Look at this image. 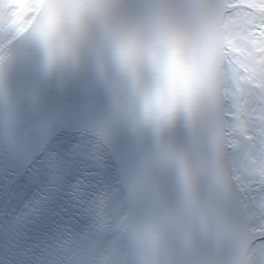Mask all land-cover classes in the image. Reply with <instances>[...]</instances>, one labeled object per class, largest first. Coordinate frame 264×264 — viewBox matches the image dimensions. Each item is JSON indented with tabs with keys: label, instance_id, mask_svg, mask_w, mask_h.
<instances>
[{
	"label": "bare ground",
	"instance_id": "bare-ground-1",
	"mask_svg": "<svg viewBox=\"0 0 264 264\" xmlns=\"http://www.w3.org/2000/svg\"><path fill=\"white\" fill-rule=\"evenodd\" d=\"M205 1L211 7L194 6L191 27L202 21L201 32L217 59L224 56L226 43L238 49L233 65L215 63L224 85L214 87L232 93L235 85L238 92L233 101L228 98L220 106L232 119L217 118L196 106L200 112L188 119L196 131L190 133L138 115L137 104L142 105L146 88L143 79L134 82L114 56L86 47L85 29L66 33V55L47 63V50L30 49L32 45L24 49L30 33L0 23V43L8 47L0 59L4 82L0 80V264H177L182 253L197 264H264V245L253 244L264 235V176L254 172V167H264V159L250 149L255 115L253 102L243 96H253L264 113V88L257 86L264 78V53L257 56L258 62L251 56L264 48V40L256 41L249 31L254 17L242 11L226 16L228 0ZM112 2L110 19L120 24L133 17L127 10L146 13L151 0ZM46 18L47 11L38 33L29 39L39 49L48 48L42 35ZM101 19L91 25V35L103 47L110 44L106 40L115 28ZM183 22L184 18L170 17L168 25L178 30L187 49L189 29L176 25ZM250 70L252 75L243 78ZM211 79H218L217 74ZM18 81L33 87L32 97ZM201 96L207 95H196ZM182 115L185 112L175 113L169 121L178 123ZM119 125L123 135L113 131ZM161 132L170 140L156 136ZM218 149L225 152L226 174L234 172L224 180L217 170ZM158 162L164 163L170 186L155 183L159 176L152 171ZM196 166L199 173L186 174ZM83 167L87 173L78 175ZM205 175L215 181L205 184ZM143 177L150 188L140 193V184L135 183ZM226 184L235 185L232 199ZM232 200L239 202L236 222L228 214ZM252 217L256 223L250 222ZM176 219L189 220V230ZM206 234L207 243L212 239L220 246L217 251L199 243Z\"/></svg>",
	"mask_w": 264,
	"mask_h": 264
},
{
	"label": "snow or ice",
	"instance_id": "snow-or-ice-1",
	"mask_svg": "<svg viewBox=\"0 0 264 264\" xmlns=\"http://www.w3.org/2000/svg\"><path fill=\"white\" fill-rule=\"evenodd\" d=\"M199 0H151L146 5L147 12L140 17L129 18L120 24H111L115 30L110 34V44L98 46L92 39L91 25L104 18L115 7L112 0H0V23H8L20 32L31 33L41 24L42 14L47 11L43 23L42 35L48 42L45 57L52 63L57 57L66 55L63 40L66 33H77L81 29L88 32L86 47L103 50L105 55L115 57L122 65L127 62L137 70V78L146 84L141 97L142 106L157 99L159 94L171 88L173 65L179 67L189 62V57L181 39L168 25L170 17L187 18L195 14V4ZM230 7H225L224 14L234 17L237 12L254 17L249 31L257 40H264V0H255L252 6L242 0H228ZM156 22L165 24V39L157 46L149 44L125 43V38L137 28H144L151 41L152 25ZM264 53V49H261ZM224 63L233 65L238 56V49L230 43L224 45ZM3 66L0 62V71ZM254 245H264V235H258ZM177 264H197L189 256L180 254Z\"/></svg>",
	"mask_w": 264,
	"mask_h": 264
},
{
	"label": "water",
	"instance_id": "water-1",
	"mask_svg": "<svg viewBox=\"0 0 264 264\" xmlns=\"http://www.w3.org/2000/svg\"><path fill=\"white\" fill-rule=\"evenodd\" d=\"M51 3H55V1H51ZM207 5H209L211 7L209 1L206 2L205 0H199V2H197L195 4V7L198 8L199 10H201V8L207 7ZM127 11L132 13L133 17H140V16L145 14L141 10L139 11V9H138V12H134V11H131V10H127ZM127 19H129L128 16H127ZM100 20L102 21V19H100ZM193 22H194V17L191 16V17L184 18V22L183 23H179V24L175 23V24L179 27V29H189V32H190V34L192 36L186 42V44H187V49L186 50H189L191 52V54H192L191 56L188 55V57H189V62L188 63L194 64L196 69H197V73H196L197 86H196V88L194 90H192L189 93V95H188V97L186 99V103L175 112V113L185 112V115H182V118H184V119L181 120L178 123L173 122V121H169V120L167 121L170 125H173L175 128L176 127L180 128L183 131H185L186 133H190L192 131H196V127L191 124L192 120H188V119H191L190 117H191L192 114L195 115V113L200 112V110L197 111L195 109L196 106H199L201 108L203 107L205 110H208V111L212 112L213 114H215V117H217V118H221L223 120L224 119H227V120L232 119L231 113L229 114L228 112H226V110H225L226 107L220 108V106L228 98L230 99V102H231V100L233 101L234 98H235L236 93L238 92L237 86H235V85H234L232 93H230L228 90L226 91L225 89H222V90L214 89V87L217 86V85H220V84L224 85V80L219 77V74L217 73V71L215 69V63L219 62L220 60H224V56H222L221 59H217L216 56H215V52L211 51L210 46L207 44L206 36L203 37V34L201 32V29L203 28L202 27V21L197 26L191 27V24ZM39 25L36 26V30L35 31H32L30 33V35L27 37V40H25L23 42L25 50L29 49L28 46H31V45L32 46L30 47V49L36 48V49L44 51V52L47 50V47H45V46L41 47V49H39L37 47V45L34 44L33 41H32V43L31 42L29 43V39H33L34 34L38 33V30L40 29ZM172 31L174 32V34H176V35L178 34V30H172ZM14 37H16V36H14ZM72 37H74V39H75L74 35H72ZM20 39H22V37ZM201 39H202V43L200 42ZM12 41H14V40H12ZM106 42L108 44L111 41L109 39V40H106ZM69 47H71V48L73 47L71 43H70ZM6 49H8V47L0 43V59L3 58L8 53V51ZM13 49L14 48H12L11 50L14 51ZM16 51H18V50H16ZM47 63H48V61H47ZM63 67H60L59 70L60 69L66 70V68H63ZM216 74L218 76V79H211V76H214ZM83 77L87 78L86 75H84ZM83 77H82V80H83ZM0 80L4 84L3 80L2 79H0ZM1 82H0V86H1ZM110 82H113V80H111ZM19 84H25V82L22 83L21 81H18V85ZM25 85H26V90L30 91V95H28V96L32 97L34 93H31V88H33V87L30 84H25ZM206 85H212L213 89L206 88L205 87ZM3 89L5 90L6 86L3 85ZM10 91H12V90H10ZM199 92H202V93L206 94L207 96H201L200 98H197L196 95ZM137 107L139 109V114L138 115L143 117L144 116L143 106L141 104H137ZM187 109H189V111H186ZM128 115L134 116V115H137V113H131V114H128ZM225 122L230 123L229 121H225ZM122 127H123V125L122 126L119 125V126H117V127H115L113 129V131L116 133V135H123L122 133L123 132L125 133V131H124V129ZM228 128H231V125H229ZM207 129H208L209 134H210L209 136L213 137L214 135H212V134H214V133H212L211 130H209L208 127H207ZM234 130H236L235 127H234ZM157 135H160L159 138H161V139L166 137L168 140H170V138L167 136L168 134L166 135L164 132L157 133L156 136ZM207 142L212 143L209 140H207ZM209 150H211V148H209ZM224 155H225V152L221 153L220 149H218L216 154H215V158L218 160V162H220V165L218 166L217 170L222 173V179L223 180H224V178L226 179V175L231 177L232 173H234V172L231 171V173L226 174V172H227L226 163H223V161H222ZM118 163H119V161H118ZM197 168L198 167L196 166L191 171L188 170V172L186 174L190 175V174H192L194 172H198ZM221 168H223V171H222ZM165 171L166 170H165L164 163L160 164L159 162L156 164L155 169L152 171V173H157V175L159 176V179L157 181L156 180H154V181H155V183L160 184V186H163V184L165 182ZM235 176H236V174H235ZM148 177L150 178V176H148ZM148 177H146V181L150 182ZM211 179H213V178L212 177L209 178L207 175H205L204 176L205 184L208 183ZM199 180H201L203 182L202 178H200ZM214 181L215 180L213 179L212 182H214ZM204 182L202 183L203 184L202 189H204V188L206 189V187H207L204 184ZM219 182L221 183V181H219ZM219 182H217V183H219ZM137 183L140 184V185H137V186H139L140 193H145L146 191L149 190L148 188H150V186L145 182L144 177L142 178V180H138L135 184H137ZM166 184L170 186V180L169 179H168ZM179 185H181L180 182L178 184H175V186H179ZM196 185H199V184H196ZM227 186L230 189H232V192L228 193L229 197L232 199L234 197L231 196V195L234 192H236L235 191L236 190L235 189V185L232 188L229 185H227ZM26 193L29 194V192H26ZM221 195H223V194H221ZM218 196H220V195H218ZM221 200H222V197L217 198L218 202H221ZM216 204H221V203H216ZM216 204L211 205V207H214ZM238 204H239V202L235 201V200H232L231 204H229L230 208H228L229 209V213L228 214H229V218L231 220H233V221H235V217H237V214H239V212L237 211ZM15 211H17V209ZM248 220H249V217H248ZM187 222L189 223V220L176 219V224L177 225L182 224L184 230H186V231L189 230V226H190ZM250 222L256 223L255 217H252ZM235 225L236 224H234V226ZM233 228H232V230H233ZM207 235L208 234L203 235L200 238V240H198L199 243L203 244L206 247L207 250L217 251V249H219L220 246L214 245V243H212V239H210V242L207 243L205 241V238L207 237ZM222 237L226 238L225 235H222ZM243 238H244V236H243ZM183 250L185 251V249L182 248L181 251H183ZM207 250H206V252H207ZM198 253L199 254H204L205 252L204 253L198 252ZM174 256H176V255H174Z\"/></svg>",
	"mask_w": 264,
	"mask_h": 264
},
{
	"label": "clouds",
	"instance_id": "clouds-1",
	"mask_svg": "<svg viewBox=\"0 0 264 264\" xmlns=\"http://www.w3.org/2000/svg\"><path fill=\"white\" fill-rule=\"evenodd\" d=\"M104 21L111 23L110 13L104 17ZM151 41L149 42V33L144 28H137L133 33L125 38V43L149 44L157 46L165 39V24L156 22L152 26ZM55 61V59H54ZM121 67L135 82L137 79V70L124 62ZM173 80L171 88L157 96V99L143 107L145 117L157 124H163L170 120L174 113L186 103L189 93L197 86V69L194 64H182L179 67L173 65ZM186 192L190 193V185L185 181Z\"/></svg>",
	"mask_w": 264,
	"mask_h": 264
},
{
	"label": "flooded vegetation",
	"instance_id": "flooded-vegetation-1",
	"mask_svg": "<svg viewBox=\"0 0 264 264\" xmlns=\"http://www.w3.org/2000/svg\"><path fill=\"white\" fill-rule=\"evenodd\" d=\"M245 89L246 88L243 87V90ZM243 96L244 99H246L249 103L253 102V114L255 115V126L253 127L255 131H249V138L251 144L250 149L255 150L256 154L264 159V113H260L261 107H259V101L255 100V98H252L253 96L249 94H243ZM261 105H264V97L261 102ZM254 172L257 173V175H261L262 173H264V167L255 168Z\"/></svg>",
	"mask_w": 264,
	"mask_h": 264
},
{
	"label": "rangeland",
	"instance_id": "rangeland-1",
	"mask_svg": "<svg viewBox=\"0 0 264 264\" xmlns=\"http://www.w3.org/2000/svg\"><path fill=\"white\" fill-rule=\"evenodd\" d=\"M250 2H252V3H255V0H250ZM256 41H261L262 42V40H257V39H255ZM256 44V43H255ZM262 49H264V48H262ZM262 52H261V50L260 51H258L257 53H256V56L255 55H251L253 58H254V60L256 61V62H258L259 61V58L257 57L259 54H261ZM252 75V71L250 70L249 71V73H245L244 74V76H243V78H245V77H250ZM261 84H257V86L259 87V89H262V88H264V78L261 80ZM87 164V163H86ZM256 167H254V169H255ZM80 170V172H79V174L78 175H80V174H83V173H87V169L85 168V167H83V168H81V169H79ZM257 174V173H256ZM261 176H264V173H262L261 174ZM263 204H264V202H263ZM19 213H22V216H24V211H18ZM36 219H38V218H36ZM39 228V227H38ZM37 228V229H38ZM16 253H18V252H16ZM8 254V253H7ZM9 257V256H8Z\"/></svg>",
	"mask_w": 264,
	"mask_h": 264
}]
</instances>
